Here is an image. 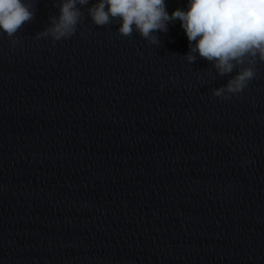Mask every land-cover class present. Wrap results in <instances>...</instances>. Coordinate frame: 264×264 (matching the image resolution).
Here are the masks:
<instances>
[{"label": "clouds", "instance_id": "1", "mask_svg": "<svg viewBox=\"0 0 264 264\" xmlns=\"http://www.w3.org/2000/svg\"><path fill=\"white\" fill-rule=\"evenodd\" d=\"M87 5L89 0H59V15L50 16L49 26L36 38L55 42L72 37ZM34 16L33 0H0V34L15 46L17 33ZM87 16L100 27L118 22L119 35L137 32L153 45L160 44L157 32L166 33L168 24L179 20L188 40L187 62L194 63L198 54L219 76H230L212 90L224 101L242 93L256 79L257 64L264 63V0H188L187 10L171 14L166 0H96L87 7Z\"/></svg>", "mask_w": 264, "mask_h": 264}]
</instances>
